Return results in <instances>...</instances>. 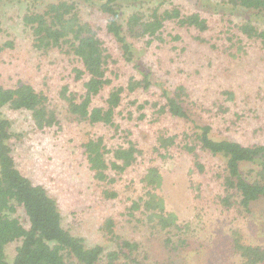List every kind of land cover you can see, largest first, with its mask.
I'll return each mask as SVG.
<instances>
[{
    "label": "rangeland",
    "instance_id": "rangeland-1",
    "mask_svg": "<svg viewBox=\"0 0 264 264\" xmlns=\"http://www.w3.org/2000/svg\"><path fill=\"white\" fill-rule=\"evenodd\" d=\"M172 1L180 5L184 12L194 10L206 16L211 27L206 32L207 36L214 35L227 17L236 24L251 19L256 27L264 28V11L238 10L232 15L224 14L227 9L217 4L218 0H209L216 6L215 9L205 5V0ZM31 7L32 4L25 1L0 0V42L6 39L14 41V48L0 55V84L12 87L19 80L30 83L47 96L48 106L55 111L58 123L39 130L28 111H0L11 119L15 131L23 133L17 143L12 142L18 168L34 182L42 184L56 199L65 228L84 238L87 245L100 244L103 247L97 264H120L125 261L127 258L122 254L128 252L118 246L123 239L139 244L138 249L127 257L145 264H243L242 258L232 248L234 234L245 244L264 247V200L253 203L250 212L236 204L229 207L223 205V187L221 179L216 176L224 169L222 158L199 151L205 165L204 172L199 173L193 170L192 158L182 150L181 142L168 151L161 150L166 157H160L153 149L157 129L165 128L170 133H177L189 128V123L169 117H160L156 122L148 118L145 121L135 119V107L130 101L135 98L139 101L146 98L162 100L157 87L124 93L118 107V112H121L117 116L118 123L131 131L132 138L142 149V155L121 174L109 171L117 178L112 185L94 179L82 144L88 138L99 135L104 137L109 147L121 142V139L114 136L113 130L108 127L79 120L68 110L61 91L68 86L77 95L83 92V80H75L72 70L80 63L67 44L47 50L32 46L30 31L22 24V15ZM131 11L132 8L124 6L120 21L124 22ZM81 15L97 29L112 51L114 62L109 66L108 74L113 84L125 85L130 76H139L132 64L122 60L117 43L105 31L107 17L88 7H82ZM173 30L170 25L165 31L173 33ZM179 33L181 39L177 42L153 41L148 47L144 38L129 39L138 56H141L138 62H141L142 69L149 70L155 81L169 88L185 84L191 99L198 104V108L192 109L193 118L198 123H209L214 138H230L248 145L264 143V49L260 43L242 36L244 52H234L233 55L225 51L213 52L215 50L212 49L211 52L208 45L195 41L193 30L181 29ZM169 44L176 46V51L180 47L186 48L178 51L173 59L172 54L176 51ZM204 46L206 49L202 48ZM105 90L106 95L110 87ZM223 90L232 91L234 98L228 99ZM103 97L95 98V104L103 105ZM221 105L227 107L224 113L219 110ZM130 110L134 115L132 119L125 117ZM107 158L110 159V156ZM151 165L158 167L162 175V186L158 191L166 208L175 213L179 229H159L147 219L144 211L134 218L125 215L131 200L143 194L139 179ZM250 167L242 164L241 168L244 176L253 180ZM108 188L118 192L115 199L103 197L102 190ZM233 199L238 197L234 195ZM13 216L27 226L20 207ZM108 218L113 220L111 233L105 227ZM168 236L176 244L180 238L185 243L175 248L166 247L164 240ZM17 245L18 242H15L6 247L8 260L12 259ZM111 251L118 252L120 257L110 260L108 253ZM69 262L76 264L72 259Z\"/></svg>",
    "mask_w": 264,
    "mask_h": 264
},
{
    "label": "trees",
    "instance_id": "trees-1",
    "mask_svg": "<svg viewBox=\"0 0 264 264\" xmlns=\"http://www.w3.org/2000/svg\"><path fill=\"white\" fill-rule=\"evenodd\" d=\"M3 1H25L32 4L22 15V24L30 31L34 48L47 50L67 44L80 63V66H75L72 70L75 80H83V92L77 95L76 92L70 91L68 86H64L61 91V96L68 104V110L79 120L108 127L113 130L114 136L121 139V142L109 147L104 137L99 135L88 138L82 144L88 167L95 180L112 185L117 178L109 171L121 174L142 155V149L132 138L131 131L118 123L117 116L121 114L118 107L123 101L124 93L148 91L151 87H157L159 98L162 100L146 98L139 101L135 98L130 101L135 107V119L145 121L148 118L151 122H156L160 117H169L189 123L188 129L177 133H170L165 128L155 131L153 149L159 156L166 157L161 150L168 151L170 147L181 142L182 150L192 158L193 170L199 173L205 170L199 151L220 157L223 159L224 169L216 173V176L221 179L223 187V205L229 207L236 204L244 211L250 212L253 203L264 200V143L248 145L230 138H214L209 123H198L193 118L192 109L198 108V104L191 99L185 84L169 88L164 83L155 81L149 70L142 69L141 62H138L141 56H138L133 42L130 41L131 38H144L146 47L153 41L177 42L181 39L179 30H193V38L199 44L208 45V49L215 50L213 52L225 51L235 55L234 52H244L242 36L258 41L264 49V28L256 27L251 19L236 24L227 17L214 35L207 36L206 32L211 28L209 19L199 11H182V7L172 0ZM207 2L209 4H206ZM217 4L227 9L224 14L235 15L238 10L255 13L264 11V0H218ZM205 5L216 8L209 0H205ZM124 6L132 8V11L122 22L120 15ZM82 7L97 9L107 17L105 31L117 43L122 60L132 64L139 76H130L125 85L113 84V79L108 74L109 66L114 62L112 51L97 29L82 18ZM170 25L174 27L173 33L165 31ZM13 48L12 39L0 42V55ZM171 48L175 51L178 49L174 45H171ZM185 48L186 46L180 47V50ZM178 51L172 54L173 59L178 55ZM106 87H110V90L105 95ZM222 93L228 99L234 98V93L230 90H223ZM100 96L104 98L103 105L94 102L95 98ZM226 108L219 106L223 113ZM0 109L30 112L34 126L39 130L58 123L55 111L48 106L47 96L37 91L30 83L21 80L12 87L0 84ZM125 117L132 119L133 111H128ZM22 136L23 133L13 129L11 119L0 111V264H75L69 262L70 259L76 264H97L103 254V247L100 244L89 246L84 238L65 228L56 199L42 184L34 182L18 168L12 142L17 143ZM107 156H110V159ZM242 164L251 166L249 172L253 173V180L244 176ZM139 181L144 192L131 200L125 215L134 218L137 213L144 211L147 219L159 229H179L175 213L166 208L164 198L158 191L162 186V175L158 167H147ZM102 195L105 199H115L118 192L114 188H108L102 190ZM234 195L238 197V201L233 199ZM18 207L27 219V226L18 217L13 216ZM105 227L110 233L113 231L111 218L105 221ZM15 242H18V245L12 259L8 260L6 247ZM231 242L233 250L242 258L243 264L264 263V247L261 245L245 244L235 234ZM164 243L166 247L175 248L181 243L184 244L185 240L180 238L176 244L172 237L168 236ZM118 244L119 248H125L128 254L134 253L139 247L136 241L128 239H123ZM128 254H122L127 259L120 264H145L136 258L127 257ZM108 257L114 260L120 255L111 251Z\"/></svg>",
    "mask_w": 264,
    "mask_h": 264
}]
</instances>
